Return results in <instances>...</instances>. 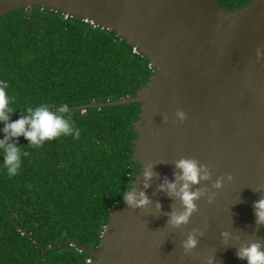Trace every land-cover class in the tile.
Masks as SVG:
<instances>
[{"label": "water", "instance_id": "1", "mask_svg": "<svg viewBox=\"0 0 264 264\" xmlns=\"http://www.w3.org/2000/svg\"><path fill=\"white\" fill-rule=\"evenodd\" d=\"M34 6L115 30L149 59L153 74L135 94L69 108L140 102L134 121L137 171L130 184L143 187L144 164H155L159 174L146 190L153 204L133 209L120 200L99 246L67 239L43 250L70 242L93 257L90 264H207L208 257L215 264H248L236 255L239 242L226 244L221 233L264 240L254 211V202L264 196V0L235 9L219 0H0V17ZM178 110L186 113L183 122ZM182 157L210 167L212 179L199 186L216 197L212 203L207 196L198 200L190 223L175 228L164 213L181 205L158 185L165 176L174 180V162ZM228 174L234 179L227 181ZM222 176L224 186L213 188ZM193 228L205 234L186 255L182 244Z\"/></svg>", "mask_w": 264, "mask_h": 264}, {"label": "trees", "instance_id": "2", "mask_svg": "<svg viewBox=\"0 0 264 264\" xmlns=\"http://www.w3.org/2000/svg\"><path fill=\"white\" fill-rule=\"evenodd\" d=\"M231 9L250 0H219ZM153 74L150 61L115 30L41 6L0 17V80L8 82L12 120L41 104L83 105L135 94ZM141 103L70 112L80 137L32 147L9 177L0 150V264H90L71 239L97 247L111 209L137 169L134 121ZM83 113V115L81 114ZM0 123V139H3Z\"/></svg>", "mask_w": 264, "mask_h": 264}, {"label": "clouds", "instance_id": "3", "mask_svg": "<svg viewBox=\"0 0 264 264\" xmlns=\"http://www.w3.org/2000/svg\"><path fill=\"white\" fill-rule=\"evenodd\" d=\"M68 16V15H67ZM9 84L5 80H0V123L4 124L2 129L5 134L0 139V150L4 153V167L7 169L9 177L18 174L22 166V157H28V151L22 152L23 145L13 138L24 136L32 147H43L46 141L56 139L61 136L71 135L74 139L80 137V129L76 128L75 121L70 115V108L67 104L53 106L50 104H41L35 108L29 107L27 114H21L17 120H12L11 115L16 109L10 106L11 99L7 93ZM83 115V113H81ZM181 122L187 119L183 110L176 113ZM166 122L167 117H164ZM173 175L174 180L167 176L161 184L158 185V191L166 193L173 201H179L181 207L177 208L174 204L170 212L164 213L169 219L167 225L181 228L190 223L194 213L199 210L197 201L207 196L208 202L215 200L216 193L209 194V189L200 187L202 182L212 179V171L207 164H202L195 157H182L175 162ZM155 164H144L141 171L143 176V187H130L123 193V199L128 206L133 209H148L153 204L152 199L147 195V189L151 187V181L159 174L154 171ZM232 174L227 175V181L233 180ZM139 182V177H136ZM225 178L222 176L216 179L212 187L221 189L225 184ZM155 207L161 211L160 201L155 202ZM254 211L257 217L256 230L264 225V196L254 202ZM205 234L204 229L193 228L183 241L182 247L185 254H190L199 244V238ZM224 242L227 244L230 240L239 242L237 248V257L247 260L248 264H264V240L259 238L242 240L240 235H233L232 232L225 230L221 233ZM207 264H215V257H208Z\"/></svg>", "mask_w": 264, "mask_h": 264}]
</instances>
